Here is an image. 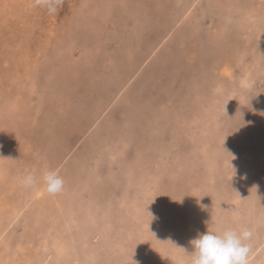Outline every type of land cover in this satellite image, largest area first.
Instances as JSON below:
<instances>
[{
  "label": "rangeland",
  "instance_id": "rangeland-1",
  "mask_svg": "<svg viewBox=\"0 0 264 264\" xmlns=\"http://www.w3.org/2000/svg\"><path fill=\"white\" fill-rule=\"evenodd\" d=\"M33 5L0 0V264H188L208 225L264 264V0Z\"/></svg>",
  "mask_w": 264,
  "mask_h": 264
},
{
  "label": "clouds",
  "instance_id": "clouds-1",
  "mask_svg": "<svg viewBox=\"0 0 264 264\" xmlns=\"http://www.w3.org/2000/svg\"><path fill=\"white\" fill-rule=\"evenodd\" d=\"M62 4L63 0H34L33 6L45 8L51 15L55 14ZM231 168L235 173L234 167L231 166ZM40 179L45 190L51 195L63 190L64 179L55 170H45ZM21 183L24 186H32L36 183V177L28 172L21 178ZM252 237L253 232L248 228L241 227L237 230L233 227H222L217 229L208 225L204 233L189 242L190 252L181 249L188 257V264H250L251 245L248 242Z\"/></svg>",
  "mask_w": 264,
  "mask_h": 264
},
{
  "label": "bare ground",
  "instance_id": "bare-ground-1",
  "mask_svg": "<svg viewBox=\"0 0 264 264\" xmlns=\"http://www.w3.org/2000/svg\"><path fill=\"white\" fill-rule=\"evenodd\" d=\"M190 1V0H189ZM184 9V8H183ZM187 12H188V10H187ZM67 14V13H66ZM187 16V15H186ZM182 21V20H181ZM190 24V23H189ZM55 26V25H54ZM69 28V27H68ZM112 29V28H111ZM38 30V29H37ZM155 41V40H154ZM99 48V47H98ZM156 51V50H155ZM107 52V51H106ZM108 55V54H107ZM153 55V54H152ZM16 110V109H15ZM25 115V114H24ZM9 140V139H8ZM9 142V141H8ZM14 147V146H13ZM9 149H11V148H9ZM16 150V149H15ZM1 153V152H0ZM5 154V153H4ZM8 157V156H7ZM6 159V158H5ZM9 164V163H8ZM1 166V165H0ZM0 171H4V168H0ZM18 172V171H17ZM31 190V193H33V194H42L43 193V191L45 190V186L44 185H42V183H41V185L39 184V185H36V186H32V189H30ZM30 193V192H29ZM3 197V196H2ZM28 197V196H27ZM29 198V197H28ZM30 202V201H29ZM135 210V209H134ZM65 247V246H64ZM19 249V248H18ZM69 249V248H68ZM24 251V250H23ZM18 256V255H17Z\"/></svg>",
  "mask_w": 264,
  "mask_h": 264
}]
</instances>
